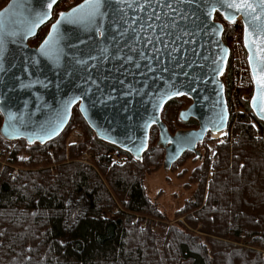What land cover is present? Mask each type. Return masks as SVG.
Listing matches in <instances>:
<instances>
[{"label": "trees", "instance_id": "obj_1", "mask_svg": "<svg viewBox=\"0 0 264 264\" xmlns=\"http://www.w3.org/2000/svg\"><path fill=\"white\" fill-rule=\"evenodd\" d=\"M214 20L222 23L229 47L221 75L229 118L220 142L204 140L197 145L200 157L185 151L170 167L200 162L188 177L192 196L174 211L185 222L170 223L147 196L145 174L163 166L157 128L150 127L138 161L97 138L75 105L64 130L43 144L9 140L0 132V264H264V123L249 105L253 85L242 24L218 13ZM49 24L29 39L31 46ZM189 103L181 95L163 106L161 120L171 133L197 128L195 119L178 118ZM74 130L80 140L67 142ZM85 154L91 164L83 161ZM73 199L82 211L67 224Z\"/></svg>", "mask_w": 264, "mask_h": 264}, {"label": "water", "instance_id": "obj_2", "mask_svg": "<svg viewBox=\"0 0 264 264\" xmlns=\"http://www.w3.org/2000/svg\"><path fill=\"white\" fill-rule=\"evenodd\" d=\"M57 1L9 0L0 9L6 139L52 140L77 105L97 138L138 161L151 126L165 169L185 151L200 157L197 145L207 133L226 131L229 118L221 79L229 47L215 13L242 24L253 85L249 105L264 123V0H82L59 13L37 46L29 45ZM181 95L190 103L178 118L198 126L171 133L161 111Z\"/></svg>", "mask_w": 264, "mask_h": 264}, {"label": "rangeland", "instance_id": "obj_3", "mask_svg": "<svg viewBox=\"0 0 264 264\" xmlns=\"http://www.w3.org/2000/svg\"><path fill=\"white\" fill-rule=\"evenodd\" d=\"M73 1L75 0L63 1V4L59 6L58 11L56 12V15H58L62 10H64V7L68 6ZM6 2L7 1H5V3ZM5 3H3V5ZM232 49L234 56L239 57L240 48L236 42L232 44ZM225 134L226 131L223 137L216 138V136L207 133L204 140L206 143L214 145L215 143L220 142L224 138ZM75 140H80V132L78 130L72 131L67 138V142ZM200 151H203L202 147H200ZM83 161L87 164H91L88 154H85V159H83ZM199 163V161L188 159L186 162L180 164L173 170L165 169L163 166H161L159 168L150 169L145 174L144 184L146 187L147 196L151 202L167 216L170 223L177 224V220L182 223L185 222L183 217L177 218L176 220L174 217V211L183 204L185 199H188L192 196L195 187L193 184L188 185V177L192 169ZM77 202L78 201L76 199H73L69 202L68 208L70 209L68 210L67 214V224L74 222L81 214L82 208H84L86 205L85 199L83 197H81L79 200V204L82 206V208L80 205H76ZM194 231L198 233L197 228L194 229Z\"/></svg>", "mask_w": 264, "mask_h": 264}, {"label": "flooded vegetation", "instance_id": "obj_4", "mask_svg": "<svg viewBox=\"0 0 264 264\" xmlns=\"http://www.w3.org/2000/svg\"><path fill=\"white\" fill-rule=\"evenodd\" d=\"M9 0H7V2H8ZM59 1V0H58ZM57 1V2H58ZM82 0H80L79 2H81ZM7 2L2 6V7H4L6 4H7ZM79 2H77V3H75L74 5H72V6H70L68 9H70L71 7H73V6H75L76 4H78ZM2 7H0V9L2 8ZM53 9H54V7H53ZM68 9H65V10H62L61 12H63V11H67ZM60 12V13H61ZM59 15V14H58ZM58 15H56V16H53V10H52V16H51V19L48 21V22H50V24L57 18V16ZM50 24H49V26H50ZM49 26H48V29H49ZM48 31V30H47ZM47 33V32H46ZM30 45V44H29ZM195 129V128H194ZM182 130H186V129H182ZM207 135V134H206Z\"/></svg>", "mask_w": 264, "mask_h": 264}, {"label": "bare ground", "instance_id": "obj_5", "mask_svg": "<svg viewBox=\"0 0 264 264\" xmlns=\"http://www.w3.org/2000/svg\"><path fill=\"white\" fill-rule=\"evenodd\" d=\"M224 133H225V131H219V132L214 133L212 135L216 136V138H221V137H223Z\"/></svg>", "mask_w": 264, "mask_h": 264}, {"label": "snow or ice", "instance_id": "obj_6", "mask_svg": "<svg viewBox=\"0 0 264 264\" xmlns=\"http://www.w3.org/2000/svg\"><path fill=\"white\" fill-rule=\"evenodd\" d=\"M229 6L230 7H237V5H234V4H230ZM249 7H251V6L249 5Z\"/></svg>", "mask_w": 264, "mask_h": 264}, {"label": "built area", "instance_id": "obj_7", "mask_svg": "<svg viewBox=\"0 0 264 264\" xmlns=\"http://www.w3.org/2000/svg\"><path fill=\"white\" fill-rule=\"evenodd\" d=\"M239 21V20H238Z\"/></svg>", "mask_w": 264, "mask_h": 264}]
</instances>
